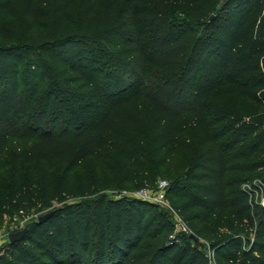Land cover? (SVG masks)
Returning <instances> with one entry per match:
<instances>
[{
  "label": "trees",
  "instance_id": "16d2710c",
  "mask_svg": "<svg viewBox=\"0 0 264 264\" xmlns=\"http://www.w3.org/2000/svg\"><path fill=\"white\" fill-rule=\"evenodd\" d=\"M123 12L118 58H141L137 86L89 46ZM262 88L264 0H0V212L63 203L0 264H264V205L245 187L264 170V109L250 103ZM15 121L35 133L5 163ZM176 160L168 194L195 237L154 203L83 199Z\"/></svg>",
  "mask_w": 264,
  "mask_h": 264
},
{
  "label": "rangeland",
  "instance_id": "374dc122",
  "mask_svg": "<svg viewBox=\"0 0 264 264\" xmlns=\"http://www.w3.org/2000/svg\"><path fill=\"white\" fill-rule=\"evenodd\" d=\"M125 13V12H123ZM122 28H118L117 31L113 34L111 38H99L96 41H92L89 46L94 47L96 51L102 50L104 53L109 55L108 61H106L105 66L109 67L112 63H114L125 75L127 82L132 84L131 86H137L140 79L141 73L143 71V61L141 58L135 54L133 58L130 59H120L118 58V52L126 46H129V43L126 40V29L129 28V20L127 17V13L123 15L122 18ZM37 29V28H36ZM22 74L23 81L26 75L25 72V61L22 60ZM261 93V102H250L256 106L262 107L264 109V88L260 90ZM23 124L21 121L12 122L8 129V147H7V157L6 162L9 163L13 154L19 151L22 148H25L29 145L30 140L33 138L35 130L29 128L26 132H24L22 128ZM62 134V129L58 132ZM0 163H2L0 161ZM183 163H180V160H176L172 163H167L165 165L153 164L149 167V172L153 174V179L148 181L144 186H140L139 179H134L129 182L124 189H113V188H104L99 194L93 195L88 198L83 199H94L99 195H106L109 197H113L115 199L128 197L130 199H142L144 201H148L150 203H154L158 208L166 213L169 219L173 222L176 231H180V226L186 221L180 214L177 212V209L173 205V201L169 196V187L173 179L183 176L185 173V168ZM107 163L99 162V161H91L90 163H86L85 167L90 169H98L99 171L107 174L111 170L108 167ZM7 166L0 167V193H7L6 189V179H7ZM167 181L168 186L165 189V194H161V186L162 181ZM147 188L150 190V194L152 197L143 199L137 196V193L140 189ZM249 190L252 191V197L255 204L264 205V170H261V176L256 177L252 182L247 186ZM82 198L71 199L68 203H76L81 201ZM63 203H53L51 206L42 208L40 205L32 210V213L26 217L21 216L19 212H14L10 210L6 205H3L0 212V250L6 249L10 244L9 236L12 232H16L24 229L31 221L39 218L42 215L48 213L52 208L62 205ZM187 224V223H186ZM180 232H183L182 230ZM191 233H193L191 231ZM200 242L204 245L206 251L212 255L213 250L211 249L209 238L206 236H201L199 238Z\"/></svg>",
  "mask_w": 264,
  "mask_h": 264
},
{
  "label": "built area",
  "instance_id": "2783aa9c",
  "mask_svg": "<svg viewBox=\"0 0 264 264\" xmlns=\"http://www.w3.org/2000/svg\"><path fill=\"white\" fill-rule=\"evenodd\" d=\"M249 184L245 185V187L247 188ZM161 186V194H165V189L167 188L168 186V182L165 180V181H162V183L160 184ZM248 189V188H247ZM249 190V189H248ZM137 196L140 197V198H143V199H146V198H149V197H152V195L150 194V190L147 189V188H142L138 191L137 193ZM180 229L183 231V232H186V233H190L191 234V229L190 227L184 223L180 226ZM180 230V231H181Z\"/></svg>",
  "mask_w": 264,
  "mask_h": 264
},
{
  "label": "water",
  "instance_id": "95a60500",
  "mask_svg": "<svg viewBox=\"0 0 264 264\" xmlns=\"http://www.w3.org/2000/svg\"><path fill=\"white\" fill-rule=\"evenodd\" d=\"M214 17V14L210 17L211 19ZM53 213V211L46 213L45 215H42L39 217L40 221H44L45 219H47L51 214ZM27 228H24L22 230L16 231V232H12L9 236L10 242L15 243L17 241H20L23 239L24 234L26 233ZM192 237H195V235L193 233H191Z\"/></svg>",
  "mask_w": 264,
  "mask_h": 264
}]
</instances>
